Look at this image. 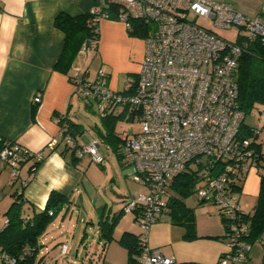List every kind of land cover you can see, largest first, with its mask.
<instances>
[{"label": "built area", "instance_id": "built-area-1", "mask_svg": "<svg viewBox=\"0 0 264 264\" xmlns=\"http://www.w3.org/2000/svg\"><path fill=\"white\" fill-rule=\"evenodd\" d=\"M98 1L90 11L96 20L109 18L105 8L112 5L117 7L116 19L126 28L131 27V19L149 28L140 70L125 79L122 90L109 88L107 74L101 69L92 80L87 79L88 69L71 75L74 92L88 105L95 104L99 114L140 122L138 132L118 133L122 157L132 166L133 179L143 187L128 196L122 208L141 229L134 264H205L180 261L148 245L150 226L169 219V182L190 166L200 173L202 184L192 192L197 201L210 202L223 218L226 249L215 264H244L251 247L245 239L248 226L230 185L238 175L244 178L250 171L259 174L264 170V150L256 142L260 129L254 128L255 136H240L244 112L237 101L235 70L252 40L264 43V0L256 15L215 0ZM190 14L207 18L216 27L237 26L236 40L227 41L198 25ZM94 46L83 44L82 49ZM32 100L40 104L41 94L36 93ZM59 136L60 143L78 158L88 155L92 162L103 163L99 137L87 133L88 142L78 145L77 137L63 126ZM43 156L41 151L2 139L0 159L9 164L17 194L23 193L35 168L31 165L24 172V163ZM68 252V245L63 244L60 253Z\"/></svg>", "mask_w": 264, "mask_h": 264}, {"label": "crops", "instance_id": "crops-1", "mask_svg": "<svg viewBox=\"0 0 264 264\" xmlns=\"http://www.w3.org/2000/svg\"><path fill=\"white\" fill-rule=\"evenodd\" d=\"M215 1L228 2L245 14L256 15L262 0ZM99 4L98 0H0V138L16 141L33 152L44 153L42 160L36 165L34 163L37 161L34 158H30L23 165L24 172H27L31 165L35 166L32 178L23 190L27 212L43 209L51 190L68 196L69 204L83 179V172L78 163L71 165L67 161L70 152L65 155L60 153L62 143L59 132L61 124L76 123L74 116L81 102L90 108L93 104L88 105L77 96L69 76L88 69L87 79H95L97 72L94 78H90V68L95 62L97 71L101 69L107 74L105 80L108 87L120 91L124 87L125 79L128 76L135 77L140 70L145 55L144 37L129 35L122 21L109 18L98 20L97 44L93 49L81 48L67 73L53 69L64 44V33L54 26L56 15L64 12L75 16L90 12ZM36 93L41 94L40 104L32 100ZM259 114L262 117V111H259ZM60 117L63 123L58 120ZM81 130L77 136L81 135ZM87 133L89 132L83 135L87 137ZM80 139L81 137L79 141ZM100 141L102 142L101 137ZM259 148L264 150V145L260 143ZM84 156L91 161L88 155ZM259 184L258 172L250 171L244 178L241 188L234 191L243 212L252 213L257 201ZM0 192L1 229L4 213L13 201L14 192L11 169L9 164L1 159ZM169 194L168 192V196ZM125 215L120 217L114 230ZM56 217L53 216L50 225L39 236L38 255L43 256L42 259L38 257L39 264L48 262L44 257L49 250L47 242L50 241V245L66 243L61 242L59 238L55 239L58 233H49V228L57 227ZM125 231H120V236ZM195 233L198 238L193 241L204 237L208 240L207 243H213L212 248L192 252L182 249L166 255L174 256L176 259L177 256L188 258L180 261L215 264L219 255L226 249L223 222L217 223L215 231L199 233L195 227ZM250 244L245 264H264V228Z\"/></svg>", "mask_w": 264, "mask_h": 264}, {"label": "trees", "instance_id": "trees-1", "mask_svg": "<svg viewBox=\"0 0 264 264\" xmlns=\"http://www.w3.org/2000/svg\"><path fill=\"white\" fill-rule=\"evenodd\" d=\"M105 10L108 12L110 19H116V6L110 5L105 8ZM130 23L131 27L127 28L129 35L145 37L149 33L147 25L140 20L131 19ZM54 26L64 33V44L61 55L54 64L53 69L67 73L76 54L82 48L83 44H97L99 38L98 20L95 19L94 14L91 12L75 16L60 12L54 18ZM235 77L238 86L237 101L239 108L244 112L245 116V113L249 112L256 105L262 107V127L264 128V43L258 39H254L248 44L247 49L238 59ZM69 78L71 79V76H69ZM61 119L62 118L60 117V120ZM118 119L126 118L117 117L111 114L102 115L101 123L103 128L97 127V133L99 139L101 137L102 141L109 144L117 158L121 160L123 157L119 148V132H116L114 128L115 122ZM126 120L134 121L130 117ZM60 123H63V121L61 120ZM61 125L65 127L66 132H71L77 137L76 142L78 145H82V142L79 141V136H77L80 132L79 124L67 122V125ZM253 132L254 128L244 124L243 120L240 126V136H255ZM2 139L0 138V145L2 144ZM69 151V147L62 145L60 150L61 154L65 155ZM41 160H36L37 162H35L34 165ZM79 160L80 158L75 156L74 151L71 150L70 156L67 160L68 163L71 165H77ZM123 163L128 165L126 161ZM259 176V192L254 209L251 214L243 212V219L248 226V233L245 236V239L249 241V243L257 238L264 228V170L259 172ZM244 178L238 175L235 180L231 181L230 186L233 193L235 190L241 188ZM201 184L198 168H193L191 166L189 169L183 170L177 176L172 178L168 184V192H170V194L167 203L170 208V216L167 221L185 226L186 231L184 236L188 238H195L197 235L195 233L193 214L191 213L190 208L186 206L184 198L191 194L193 190ZM127 197L128 196L122 200L123 205ZM68 202V196H65L57 190H51L43 209L27 212L26 209L28 207L25 206L26 201L23 198V193L17 194L16 191H14L13 201L4 213L2 228L0 229V264H39L38 257L42 259V256L38 255V249L40 247L38 242L39 236L52 222L53 216L62 210ZM198 203H204V201H198ZM123 213L124 212L121 209L119 213H113L109 218L107 216L104 218L103 215H100L99 236L104 240L102 253L104 252L105 244L113 238L114 227ZM219 215L223 222L220 213ZM5 220L7 221L4 222ZM139 237L140 233L134 234L130 231H125L118 238L119 244L127 250V264H134V253L139 252ZM212 237L216 239L219 238V236ZM63 244H67L69 248L68 243ZM24 251H26V253H24ZM10 260H13V263H11ZM100 264L103 263L101 262Z\"/></svg>", "mask_w": 264, "mask_h": 264}, {"label": "rangeland", "instance_id": "rangeland-1", "mask_svg": "<svg viewBox=\"0 0 264 264\" xmlns=\"http://www.w3.org/2000/svg\"><path fill=\"white\" fill-rule=\"evenodd\" d=\"M189 17L198 25L210 29L227 41L234 42L238 36L237 26L225 29L214 26L213 22L207 18L193 14ZM96 65L95 62L93 66L91 65L90 78H94L97 72ZM259 111L261 107L256 105L245 113L244 124L260 129L256 142L264 145L263 118ZM101 117L95 104L90 108L81 102L74 120L80 125L83 133L89 132L95 137L97 127L103 128ZM114 128L116 132H138L140 122L137 119L134 121L118 119ZM83 133L79 135L80 142L87 143L88 139ZM98 151L104 157L101 165L89 161L87 156L78 161L83 172L82 182L78 186V191L71 197L70 203L56 214L57 227L49 228V233H58L55 239L59 238L61 242L69 244L70 252L68 255H62L59 252L61 245L55 243L50 245L49 241L46 243L49 250L44 256L48 262L45 264H100L101 262L103 264H127V251L118 242L120 231L126 230L139 234L141 229L133 222L131 214L123 213L126 214L125 217L116 226L113 238L105 244L102 253L104 240L99 236L100 215L105 218L107 215L112 216L113 213H119L123 207L122 200L140 191L143 187L133 179L132 166L124 164L125 159L123 158L119 160L109 145L102 141ZM184 202L193 214L195 227L199 233L215 231L217 223L222 224L219 212L213 204L198 203L193 193L185 196ZM185 231L186 228L182 224L170 221L153 223L149 229L148 245L150 247L159 246L165 254H174V251L182 249L192 252L193 250L207 251L212 248L213 243H207L208 240L204 237L193 241L198 236L188 238L184 236ZM185 259L188 258L177 256V260Z\"/></svg>", "mask_w": 264, "mask_h": 264}]
</instances>
